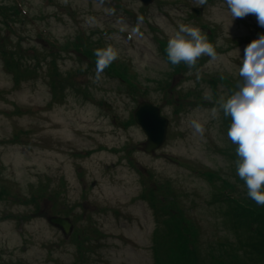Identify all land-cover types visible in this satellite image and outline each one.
<instances>
[{
  "label": "rangeland",
  "instance_id": "374dc122",
  "mask_svg": "<svg viewBox=\"0 0 264 264\" xmlns=\"http://www.w3.org/2000/svg\"><path fill=\"white\" fill-rule=\"evenodd\" d=\"M13 7L20 11L18 17L11 18ZM194 8L201 9L199 16L192 17ZM180 24L199 28L207 38L212 29L214 47L222 59L209 65V57L203 56L207 60L198 69L171 77L160 45ZM95 31L94 39L101 37L105 47L118 50L116 61L131 68L137 83L148 88L170 120L167 141L155 153L143 152L146 136L132 120L139 101L123 94L119 79L103 75L93 83L90 77L95 72L85 68L89 66L85 57L80 61L75 52L64 50L57 56L60 78L70 74L72 84L66 85L62 100L52 92L51 52ZM260 35L264 27L256 16L232 20L225 0H206L203 5L198 0H154L149 6L141 0H0L5 50L15 58L24 53L27 64L36 62L31 48L40 57L36 77L23 79L18 86L0 48V186L12 194L0 201V264H153L150 247L156 221L148 203L138 198L143 183L150 182V173L156 182L169 181L189 192V199L197 193L193 216L208 236L213 231L224 233L220 208L207 204L212 190L195 172L224 169L229 175L219 152L232 144L223 112L213 119L210 110L215 105L199 104L176 114L157 91L162 82L170 81L183 95L192 92L188 99L192 103L228 97L224 83L218 82L215 95L211 81L241 79L244 50ZM84 89L90 98H85ZM206 92L211 99H204ZM101 101L110 107L105 109ZM117 119L128 128L118 127ZM193 119L204 125L202 136L194 133ZM135 167H141L144 175ZM42 187L47 196L57 193L55 211L48 197L39 211L32 202H22L41 194ZM56 212L78 217L75 230L90 236L86 243L90 248L84 243L85 249L80 250L73 233L65 237L48 222L47 217ZM228 237L235 240L230 231Z\"/></svg>",
  "mask_w": 264,
  "mask_h": 264
},
{
  "label": "trees",
  "instance_id": "16d2710c",
  "mask_svg": "<svg viewBox=\"0 0 264 264\" xmlns=\"http://www.w3.org/2000/svg\"><path fill=\"white\" fill-rule=\"evenodd\" d=\"M19 15L20 11L16 7H13L11 18L18 17ZM192 17H194L193 14ZM209 31L208 42L214 45V31L212 29H209ZM95 35L96 31L90 36L78 35L74 41H70L61 47V50L66 52L74 51L80 58L85 57L86 60H89V66L86 65L85 68L95 72V50L106 48L103 38L94 39ZM1 39L3 41L1 43L6 44V41L0 37ZM162 41L160 46L167 58L165 51L167 41ZM31 50L33 58L36 59L35 64L24 63L23 54H20L19 58H15L13 52H3L6 67L9 71L14 72L17 83L30 77L35 78L37 75L40 57L35 48ZM59 55V52L51 53L52 60L49 62V73L52 92L55 97L62 100L66 95V85L72 83L68 79L70 74L64 79L60 78L61 73L56 61V57ZM205 60L207 58L201 57L193 69L199 68L204 64ZM172 67L171 77L175 73H185L188 68L184 63L178 66L172 65ZM130 71L131 68L126 63L114 61L105 69L103 75L119 79L120 84H122L121 90H125L124 92L133 100L150 99L148 88L143 89L136 81V74H131ZM78 73L83 75L84 72L78 70ZM219 81L227 86L228 96H230L236 90V85L241 79L231 80L226 77H220L217 80H212L211 83L215 95ZM84 91L86 94L87 92L89 93L85 89ZM159 91L164 94V99L175 109L176 114L185 112L189 108L199 104H205L202 98L193 103L189 102V95L192 92L183 95V91H181V94L177 96V89L172 87L170 81L162 82ZM214 98L215 103L218 98L217 96ZM225 120V125L227 123L229 127L231 123L230 118L225 117ZM235 150L236 145H234L232 150H225L222 153L227 156V159L231 160L233 167L231 177L227 175L217 176V174L212 172L203 174L212 190L209 203L211 205L218 204L222 206L221 213L223 217L222 225L225 229L224 233L218 231L213 237L205 235L204 228L196 224L193 219L187 217L185 210H189V207L183 199L184 194L180 195L177 193L173 183H163L156 188L149 189L147 196L153 206L157 223L151 247L154 264H264V206L257 205L247 196L244 181L236 173L235 161L237 156ZM8 195L9 193L3 188L0 191V200ZM219 226L218 224L217 227ZM229 231L234 234L236 241L228 239Z\"/></svg>",
  "mask_w": 264,
  "mask_h": 264
},
{
  "label": "clouds",
  "instance_id": "9594fccd",
  "mask_svg": "<svg viewBox=\"0 0 264 264\" xmlns=\"http://www.w3.org/2000/svg\"><path fill=\"white\" fill-rule=\"evenodd\" d=\"M228 11L235 18L254 14L264 27V0H225ZM203 5L206 0H198ZM167 60L178 66L184 63L189 69L196 67L198 60L209 57V65L222 59L212 43L201 30L180 24L166 46ZM245 56L239 69L241 81L228 97L220 96L211 110L213 119L223 112L230 118L227 136L236 145V173L244 181L247 196L257 205L264 206V35L252 41L244 50ZM96 68L93 83L101 81L104 71L119 58L118 50L111 45L95 50ZM204 99H211L206 92ZM194 133L203 135L204 125L196 119L191 121Z\"/></svg>",
  "mask_w": 264,
  "mask_h": 264
},
{
  "label": "water",
  "instance_id": "95a60500",
  "mask_svg": "<svg viewBox=\"0 0 264 264\" xmlns=\"http://www.w3.org/2000/svg\"><path fill=\"white\" fill-rule=\"evenodd\" d=\"M146 5L151 3L153 0H142ZM196 14H199L200 11L194 10ZM136 120L140 123L147 135L148 143L146 146L147 152H152L153 150L159 148L166 139V131L168 121L163 118L160 114V109L153 106L148 102H144L139 105L135 113ZM52 223L59 226L63 231L68 234L71 229V225L58 218L51 219Z\"/></svg>",
  "mask_w": 264,
  "mask_h": 264
}]
</instances>
